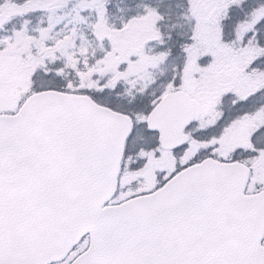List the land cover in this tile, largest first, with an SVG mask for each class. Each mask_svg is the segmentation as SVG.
I'll return each mask as SVG.
<instances>
[{
    "label": "snow or ice",
    "instance_id": "snow-or-ice-1",
    "mask_svg": "<svg viewBox=\"0 0 264 264\" xmlns=\"http://www.w3.org/2000/svg\"><path fill=\"white\" fill-rule=\"evenodd\" d=\"M0 264H264V0H0Z\"/></svg>",
    "mask_w": 264,
    "mask_h": 264
}]
</instances>
